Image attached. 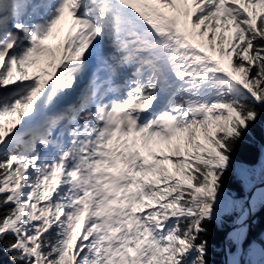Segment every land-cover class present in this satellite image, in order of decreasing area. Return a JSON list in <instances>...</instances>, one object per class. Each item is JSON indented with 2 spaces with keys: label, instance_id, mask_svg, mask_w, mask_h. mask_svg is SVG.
<instances>
[{
  "label": "snow or ice",
  "instance_id": "obj_1",
  "mask_svg": "<svg viewBox=\"0 0 264 264\" xmlns=\"http://www.w3.org/2000/svg\"><path fill=\"white\" fill-rule=\"evenodd\" d=\"M262 121L264 0H0V264H264Z\"/></svg>",
  "mask_w": 264,
  "mask_h": 264
},
{
  "label": "trees",
  "instance_id": "obj_2",
  "mask_svg": "<svg viewBox=\"0 0 264 264\" xmlns=\"http://www.w3.org/2000/svg\"><path fill=\"white\" fill-rule=\"evenodd\" d=\"M264 145V121L257 123L250 135L245 137L244 142L236 154V162L245 166L254 165L262 151ZM238 180L233 176V185H238ZM232 226L231 223L226 224L223 228L212 225V235L210 237L212 244V254L210 260L212 264H224L223 262V243L227 229ZM255 244L259 248H264V208H260L255 212L249 221L248 236L244 242L245 253L250 244ZM233 247V245H232ZM248 257H242L243 261H247Z\"/></svg>",
  "mask_w": 264,
  "mask_h": 264
},
{
  "label": "water",
  "instance_id": "obj_3",
  "mask_svg": "<svg viewBox=\"0 0 264 264\" xmlns=\"http://www.w3.org/2000/svg\"><path fill=\"white\" fill-rule=\"evenodd\" d=\"M257 186H264V185H261L259 182L257 183ZM252 216V215H251ZM251 216L249 217L247 223H249L250 219H251ZM226 241V238L224 239V243ZM229 259V256H228V251L227 249L225 248V246L223 247V262L224 264H227V261Z\"/></svg>",
  "mask_w": 264,
  "mask_h": 264
},
{
  "label": "bare ground",
  "instance_id": "obj_4",
  "mask_svg": "<svg viewBox=\"0 0 264 264\" xmlns=\"http://www.w3.org/2000/svg\"><path fill=\"white\" fill-rule=\"evenodd\" d=\"M262 160H264V146H263V148H262L261 154H260L259 157H258V161H257V163H256V165H255V166H257V169L259 168L260 162H261ZM231 228H232V226H230L229 231H231ZM235 250H236V249H235V245H234V249H232V251H235Z\"/></svg>",
  "mask_w": 264,
  "mask_h": 264
},
{
  "label": "rangeland",
  "instance_id": "obj_5",
  "mask_svg": "<svg viewBox=\"0 0 264 264\" xmlns=\"http://www.w3.org/2000/svg\"><path fill=\"white\" fill-rule=\"evenodd\" d=\"M237 166H239V165H237ZM257 246V245H256ZM257 248H258V250L260 249L258 246H257ZM259 254L257 253V256L255 257V259H257V260H259Z\"/></svg>",
  "mask_w": 264,
  "mask_h": 264
}]
</instances>
